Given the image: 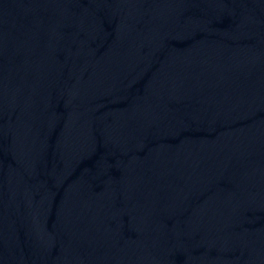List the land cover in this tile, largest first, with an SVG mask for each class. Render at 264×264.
Listing matches in <instances>:
<instances>
[{
	"label": "water",
	"instance_id": "1",
	"mask_svg": "<svg viewBox=\"0 0 264 264\" xmlns=\"http://www.w3.org/2000/svg\"><path fill=\"white\" fill-rule=\"evenodd\" d=\"M0 264H264V0H0Z\"/></svg>",
	"mask_w": 264,
	"mask_h": 264
}]
</instances>
